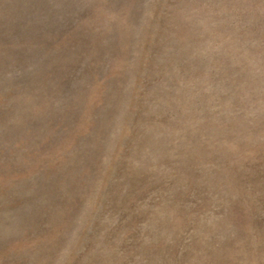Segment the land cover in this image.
<instances>
[{"label": "rangeland", "instance_id": "1", "mask_svg": "<svg viewBox=\"0 0 264 264\" xmlns=\"http://www.w3.org/2000/svg\"><path fill=\"white\" fill-rule=\"evenodd\" d=\"M0 264H264V0H0Z\"/></svg>", "mask_w": 264, "mask_h": 264}]
</instances>
